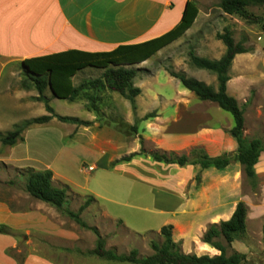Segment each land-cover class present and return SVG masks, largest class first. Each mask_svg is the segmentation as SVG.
Masks as SVG:
<instances>
[{"label":"crops","instance_id":"1","mask_svg":"<svg viewBox=\"0 0 264 264\" xmlns=\"http://www.w3.org/2000/svg\"><path fill=\"white\" fill-rule=\"evenodd\" d=\"M187 1L0 0V83L7 67L17 64L20 68L21 61L26 58L68 49L110 51L121 44L140 43L158 37L178 23ZM171 43L139 65L148 66L151 59ZM159 71V75L163 74L161 68ZM77 74L72 78L73 83ZM161 77L168 81L165 75ZM176 83L180 95L193 93L183 87L179 79ZM27 90H20L15 95L17 100H26L23 112L0 107L1 132L11 130L14 124L25 119L46 114L43 102L31 99L37 91ZM48 92L53 96L49 89ZM180 95L171 93L166 101L176 103L174 108L159 109L142 125L145 138L156 140L155 149L170 150L179 155L195 148L204 150L211 157L234 154L237 142L229 133L233 126L231 119L227 115H219L218 111L177 108V105H184V96L180 98ZM147 98L149 102L154 101L151 96ZM33 107H38V113L29 116L26 109ZM79 111L72 116L85 120L95 118L86 109ZM148 111L143 110L142 113ZM224 116L228 124L218 120ZM54 118L45 124L29 127L23 138L14 144L0 142V163L20 172L28 167L50 170L53 185L67 187L64 205L70 193L91 196L93 203L99 205L107 217L120 220L131 230L130 227L134 226L127 216L110 208L107 201L130 209V213L133 210L145 213L143 232L159 233L162 226L171 225L173 239L180 242V249L183 246L181 252L185 254L218 255L220 251L203 242L201 237L209 225L228 220L237 203L242 201L246 206L247 240L243 244L236 240L230 247L247 254V242L253 239L260 244L259 249L262 248L264 150L253 166V181L247 178L243 165L236 159L225 167L211 165L202 168L199 164L156 161L148 152L111 165L121 156L139 152L141 144L133 142L126 146L117 130L109 125L76 126L56 118L57 122ZM48 123L67 129L64 142L54 144L41 138L40 143L35 142L34 150H30L28 132L38 126L44 128ZM31 136L37 137V134L33 132ZM75 169L84 177H72L71 170ZM22 175L7 180L6 175L0 173V227L6 229L0 231V264H75V258L79 262L83 260V264H96L87 263L76 254L63 250L66 243L76 246L80 243L77 232L70 227L69 216H63L54 205L32 197L25 189V175ZM197 175L198 181L195 179ZM90 181L94 185H90ZM102 183L104 186L100 188ZM119 198L124 200H117ZM139 198H145L146 203L137 202ZM153 221L155 224H151ZM21 246L27 250L19 257L13 252H21Z\"/></svg>","mask_w":264,"mask_h":264},{"label":"rangeland","instance_id":"2","mask_svg":"<svg viewBox=\"0 0 264 264\" xmlns=\"http://www.w3.org/2000/svg\"><path fill=\"white\" fill-rule=\"evenodd\" d=\"M193 1L198 8V14L191 28L177 40L163 48L160 54H157L151 59L148 66L139 65L140 63L135 65V67H139L135 85H137L141 91L134 99V108L128 100L117 92L103 90L97 92L95 94L97 98V109L88 110L89 104L84 99L70 102L56 100L47 90L45 94L49 97V104H51L54 112L59 115L72 116L73 114L79 113L80 109H86L95 117L91 119V121H95L96 124L100 125L112 126L114 129L115 121L123 120L129 125H135L137 128L135 133L129 135L117 131L121 135L123 144L130 146L133 142H137L141 144L145 153L156 150L161 151L160 149H155V147H157L156 140L145 138L143 135L144 128L142 125L150 118L143 117L149 113L154 116L159 109L172 110L174 108L176 103L168 102L166 99L170 98L171 93L177 95H180V93L176 83L178 79L171 76L169 71L181 72L186 76L202 79L214 89L217 88L215 74L192 65L188 52L189 50H193L195 54L208 58L220 57L225 47L222 42L217 39L216 34L223 32L224 28H228L234 41H242L247 51L237 54L232 61L228 71L229 80L227 81V92L237 100L243 111V136L247 140L258 138L264 146V31L262 29V24L261 22H253L244 19L237 14L224 13L218 6L220 0ZM245 9L253 16L264 19V6L250 4ZM160 68L163 70L161 71L163 74L159 75ZM101 73V69L86 68L74 77V84L78 85L84 80L96 78L100 76ZM161 75H165L168 81H165ZM21 79V70L17 64L7 67L0 83V107L2 109L16 112H23L25 110L26 100H17L15 98V95H17L20 90H24L20 87ZM28 91L35 92L34 89H29L27 92ZM149 96L154 99L153 102H149L147 98ZM181 96H184V105H177V108L205 110L208 112L218 111L216 113L219 115L221 113L222 115H227V117L231 119L232 126L233 119L231 115L219 108L216 103L208 100H199L193 93L180 95V98ZM31 99H33V97H31ZM26 110H29L26 111L29 116L38 113V107H33L31 109L27 108ZM143 110L149 111L142 113ZM54 119L57 121L56 118ZM218 120H222L228 124V119L225 116ZM66 130L67 129L56 123H48L44 128L39 126L32 128L27 134L30 145L29 149L34 150L32 148H34L35 142L40 143L42 141L41 138L47 139L50 143L54 142V144L62 142ZM33 132L37 134V137L31 136ZM195 149L199 150V148ZM195 151L191 149L182 151V153L187 155L189 159H193L196 154H198L197 151ZM165 152L173 151L166 150ZM202 152L205 153L204 150H202ZM0 173L5 174L7 180H14L17 177L23 176L17 169L2 165L1 163ZM71 176L84 177L82 174L78 173L76 169L73 171L71 170ZM115 179L120 181L118 176H115ZM93 183V181H90V185H94ZM103 186L104 183L101 184L100 188ZM246 187L247 184H245V190ZM85 199L86 197L70 193L68 194L66 204L63 205V209L61 210L69 209L77 213L79 206L84 203ZM117 200L123 201L124 199L119 198ZM137 202L146 203L145 198H139ZM106 204L109 205L110 208L120 211L121 215L127 216L128 221L135 227H130L134 231L124 226L120 220L107 217L99 205L91 202L83 211L78 213L83 224L69 217L70 227L77 232L80 237V243L77 246L73 245V243H66L64 244L65 248L62 247L63 250L76 254V257L85 259L87 263L141 264L140 262L109 260L93 253L97 242L100 241L103 249L111 251L116 255L127 256L132 250H136L137 261H140L154 254L151 241H155L158 244L162 242V237L159 233L153 231L143 232L142 219H145V213L137 210H133V212L130 213V209L115 203H108V201ZM61 210L60 212L63 216H69ZM137 221L139 224H136ZM151 224H155L154 221L151 222ZM246 240L247 236L245 234L244 238L238 241L243 244ZM247 243L249 245L247 246V254H245L246 261L242 264H264V239H261V249H259L260 244L256 240L251 239L250 242L248 241ZM182 247L183 246H181L182 250L180 249L181 251H183ZM21 249V252L15 251L13 253L21 257L24 251L27 250L23 246H21ZM252 249L254 250L252 251ZM231 250V247H227V253L231 252ZM235 251L237 250L235 249ZM75 259V264H83V260L79 262L77 258Z\"/></svg>","mask_w":264,"mask_h":264},{"label":"trees","instance_id":"3","mask_svg":"<svg viewBox=\"0 0 264 264\" xmlns=\"http://www.w3.org/2000/svg\"><path fill=\"white\" fill-rule=\"evenodd\" d=\"M250 4L264 6V0H220L218 6L224 13L237 14L244 19L261 22L264 31V19L253 16L246 11L245 8ZM197 14L198 8L195 2L188 0L178 23L158 37L140 43L121 44L110 51L90 52L79 49H68L24 59L20 64L22 75L20 87L22 89L33 88L37 91V95L33 98L43 102L46 114L31 117L14 124L13 128L7 132L3 133L0 131V142L4 145L14 144L23 138L24 131L29 127L45 124L53 117L61 122L73 123L76 126L87 127L95 123V121L84 120L77 116L56 114L49 104L48 97L45 95L49 84L57 98L68 101L84 99L89 104L88 110L97 109L95 94L102 90L117 92L128 100L134 108V99L141 91L133 81L139 72V68L135 67V65L152 56L160 48L181 37L192 26ZM216 37L225 47L223 54L219 58L199 56L193 50H189L188 52L192 65L215 74L217 81L216 89L202 80L186 76L181 72L169 71V74L179 79L182 86L193 92L199 100L214 102L219 108L231 115L233 126L229 129V133L237 142L236 152L234 154L223 153L211 157L203 153L201 149H194L198 154L193 159H189L185 154L177 155L174 152L158 150L149 154L156 161L179 165L186 163L199 164L202 168L211 165L216 168L225 167L231 160L236 159L243 165L247 178L253 181V166L259 153L264 150V146L258 138L247 140L243 136V111L237 100L229 95L226 89L227 81L229 80L228 71L234 57L237 54L246 52L247 49L243 46L242 41H234L228 28H224L223 32L217 33ZM86 67L101 69L102 73L96 78H90L75 85L72 80L73 76ZM151 116L153 115L149 113L143 118ZM115 129L125 135L135 133L137 130L135 125H129L123 120L115 121ZM143 153L145 152L141 147L139 152L121 156L112 161L111 165L122 161H129L133 156ZM21 172L25 175V189L32 197L54 205L59 210L63 209L67 197V187L53 185L51 180L52 172L50 170H35L28 167L21 169ZM195 179L198 181L199 176L197 175ZM93 201V197H86L84 203L79 206L77 213L69 209L61 211H64L69 217L83 224L78 213L83 211ZM245 218L246 206L240 201L228 220L213 223L204 231L201 240L219 250L220 253L218 255H196L181 252L179 242L173 239L171 225H164L160 228L161 244L151 241L154 254L140 261H137L136 250H132L127 256H120L103 249L100 241L97 242L93 253L109 260L140 262L141 264H242L246 261V255L235 250L227 253V247H230L232 242L244 238ZM0 231H6V229L0 227Z\"/></svg>","mask_w":264,"mask_h":264},{"label":"water","instance_id":"4","mask_svg":"<svg viewBox=\"0 0 264 264\" xmlns=\"http://www.w3.org/2000/svg\"><path fill=\"white\" fill-rule=\"evenodd\" d=\"M48 89H49V91L51 92V94H52L53 96H55V94H54V92H53V90H52L50 84H49V86H48Z\"/></svg>","mask_w":264,"mask_h":264}]
</instances>
